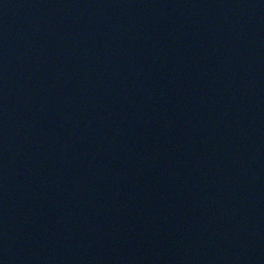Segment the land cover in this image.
Here are the masks:
<instances>
[{
  "label": "water",
  "instance_id": "95a60500",
  "mask_svg": "<svg viewBox=\"0 0 264 264\" xmlns=\"http://www.w3.org/2000/svg\"><path fill=\"white\" fill-rule=\"evenodd\" d=\"M0 264H264V0H0Z\"/></svg>",
  "mask_w": 264,
  "mask_h": 264
}]
</instances>
